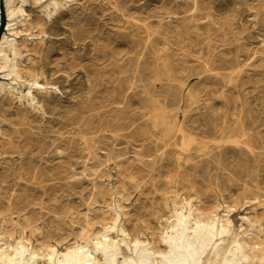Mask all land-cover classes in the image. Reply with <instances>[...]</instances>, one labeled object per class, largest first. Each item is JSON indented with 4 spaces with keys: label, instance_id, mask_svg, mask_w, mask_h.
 Returning <instances> with one entry per match:
<instances>
[{
    "label": "rangeland",
    "instance_id": "rangeland-1",
    "mask_svg": "<svg viewBox=\"0 0 264 264\" xmlns=\"http://www.w3.org/2000/svg\"><path fill=\"white\" fill-rule=\"evenodd\" d=\"M22 1L26 4L21 5L20 0H0V86L11 84L18 96L23 98L21 86L27 83L28 70L39 74L43 72L45 79L51 84V96L47 99L40 97L45 104L46 118L41 122L39 119L33 120L34 127L40 130H34V135L29 137L30 141L26 144L13 133L15 123L19 122V117L16 116L19 104L4 103L0 88V130L7 137H14L15 141L13 148L7 144L0 145V192L3 197L9 198L13 195L12 198L19 203L23 199L24 202L32 204L37 213L43 207V212H48L53 217L56 213H63L72 208L84 218L89 208L102 206L97 203L98 192L102 183H107L110 177L116 182L114 187L125 190V194L122 192L116 196V203L112 205V214L117 220L114 235L123 240L124 250L115 245L105 249L109 264H154L151 255L141 248L133 249L129 240L121 234L120 228L126 218L131 220L127 224L131 234L135 224L142 227L150 224L154 227V221L150 217L141 219L146 222L145 225L141 220L138 222V208L150 204L155 195L162 199L161 194L170 191V186L165 182L169 169L161 167L160 161L152 164L156 158L144 157L139 148V135L142 131L153 130L152 121L156 112L164 105L168 106L167 112L174 110L171 101L174 96L179 98L183 95L180 81H169L161 71V55L168 54L176 67H180L183 60L187 62V67H196L201 57H205L208 45L222 52L224 45L233 43L234 48L238 41V44L244 45L245 50L260 52L264 36V18L261 15L256 16V13L257 10L264 9L263 3L256 0H197L195 6L194 0H47L43 3L36 0ZM55 1L68 3L69 7L51 15ZM20 6L24 8L25 17L29 20L23 18L26 21H18V24L10 27V24L18 20L16 11ZM50 15L51 18L48 19L47 16ZM138 23L148 25L151 37L140 35L134 28V24ZM224 29L226 34L222 33ZM41 31L45 33V38ZM15 42L23 53L19 57L9 52L6 47ZM142 49L145 51V58L140 67L138 59ZM106 53L114 63L111 71H103ZM257 57H264V54L258 53ZM124 65L129 68L134 89L128 94L125 105L111 107L120 108V113L107 114L103 118L115 124H118V116L123 118L127 115L132 120L141 119L136 123L137 133L132 138H119L116 142L106 141L113 146L116 153L127 150V163L123 171L119 173L118 169H113L111 162L109 170L77 169L76 177L71 176L69 179L50 183L56 187L47 192V195L35 186L32 190L26 189L25 183L19 182L13 176L18 166L21 163L28 165L30 158L39 157V146L50 142L45 137L56 136L54 132L58 128V122H63L93 100L95 104L100 105L111 99L116 85L123 77L121 66ZM138 70L140 74L137 73ZM263 70L264 62L260 60L252 67H246L241 75L240 88L228 94L232 103L237 101V104L231 103L232 113L235 112L237 117L243 111L246 120L256 122L254 138L259 141L256 142L255 156L242 161L238 155L229 152L221 159L214 157L205 171L201 170L194 175L197 184L192 198L202 199L207 207L213 206L217 201H223L224 198L226 203L222 207H238L239 209L230 213V217L235 230L240 231L247 230L250 225V221H242L247 207L243 203L249 201L245 199H251L260 193V203L263 204L260 209H264ZM178 72L176 71L175 75L179 74ZM192 81L193 95L199 101L195 106L202 109L192 115L200 116V119L204 120L209 118L212 112L221 114L225 107L220 94L214 92L212 83L195 85L194 78ZM168 90H173L174 96H167ZM207 104L210 106L205 109L204 105ZM157 136L161 137L160 134ZM16 142L21 146L22 155L14 153L18 146ZM215 143L217 142L209 143L211 150L216 149ZM100 154L101 159L105 161L106 153L102 151ZM57 162L58 160H55L49 166H54ZM143 162L148 164H142ZM59 172L61 171L55 169L48 174ZM18 182L21 185L19 187L15 186ZM159 188L161 190L157 193ZM177 189L181 187L178 186ZM158 203L161 205L162 200H158ZM120 205L129 212L127 217L124 216ZM251 205H254V202ZM261 212L258 226L264 225ZM90 218L95 223L99 222V219L94 218V214H90ZM49 223L52 229L56 225ZM81 223L83 224V219ZM237 238L239 236H236V233L230 236L217 234L214 244L207 246L202 235L190 241L185 233L179 242L161 244L160 256L164 264H241L239 259L228 260ZM147 239L150 241L151 237ZM167 246L172 248V253L166 252ZM200 246L203 247L204 253L198 256ZM15 250L19 261L14 264H33L28 261V256L21 248L17 247ZM176 253L181 256L180 260L176 258Z\"/></svg>",
    "mask_w": 264,
    "mask_h": 264
},
{
    "label": "bare ground",
    "instance_id": "bare-ground-1",
    "mask_svg": "<svg viewBox=\"0 0 264 264\" xmlns=\"http://www.w3.org/2000/svg\"><path fill=\"white\" fill-rule=\"evenodd\" d=\"M20 1L21 5L26 4L22 0ZM36 1L43 3L47 0ZM256 1H260L264 5V0ZM194 3L196 4L197 0H194ZM68 5V3L55 1L52 5L51 15L57 14L60 9L69 7ZM23 9L22 6L18 8L16 11L18 20L14 24H10V27L18 24V21H26L23 19H27ZM257 11L256 16L261 15L264 18V9ZM51 15L47 16L48 19L51 18ZM134 28L141 36L146 34V37H151L147 24H134ZM222 33L226 34V30L224 29ZM41 34L45 38L43 31ZM227 35L225 39H227ZM233 45V43L224 45L222 52L217 51L216 47L208 45L205 57H201L196 67H187L185 60L181 61L180 67H176L168 54L161 55L163 60L161 71L166 74L169 81H180L183 95L177 98L173 95V90H168L167 96H174L171 102L173 103L172 107L175 108L167 112L168 106H161V109L153 117V130L140 133L139 148L144 153V157L156 158L152 164H157L160 161L161 167L169 169L165 182L170 186L168 188L170 191L161 194L162 199L155 195L150 200V204L138 208V222L150 217L154 221V227L149 224L143 228L135 224L132 227L133 234H131L127 226L131 220L126 218L120 228L121 234L129 240L133 249L141 248L142 251L151 255L154 264H164V260L160 256L162 252L160 245H166L173 241L179 242L185 233L190 241L202 235L207 246L214 244L217 234L230 236L236 233L239 238L235 241L228 260L239 259L241 264H264V225H257L260 223L259 213L261 211V216L264 217V209H260L263 206L260 203L262 197L260 193L255 194L251 199H245L249 201L243 203L247 207L242 221H250V225L245 231L235 230L230 213L239 208L222 207L226 203L224 198L223 201H217L211 207L205 206L204 201L200 198H192L193 193L196 192L197 184L194 175L201 170L205 171L214 157L221 159L232 152L245 161L255 156V150H257L256 142L259 140L254 138L256 122L246 120L243 111L236 117V113H232V102L228 98V94L240 88L241 75L244 74L246 67H252L259 60L264 62V57H257L258 53L264 54V36L260 52L247 51L243 44H238V41L234 48H232ZM6 47L16 57L23 54L16 42ZM109 57L107 53L104 54L106 65L104 64L103 71L112 70L114 63ZM4 58L6 60V57ZM144 58L145 51L142 49L139 52L138 66L141 67ZM121 70L123 77L116 85L114 96L111 99L100 105L95 104L93 100L85 104L82 109L76 110L74 115L63 122H58V128L54 132L56 136L45 137L50 142H44L39 146V157L37 159L30 158L28 165L21 163L18 166L19 168L13 176L19 182H24L26 189L32 190L35 186L43 190L44 195H47V192L56 187L50 183L57 180L63 181L71 176L76 177L77 169L103 168L109 170L111 162L113 169H118L119 173L123 171L127 163L125 159L127 150L116 153L113 146L106 141L116 142L119 138H132L137 133L136 123L141 119L132 120L127 115L123 118L118 116V124L103 119L107 114L120 113L122 111L120 108L112 109V106L125 105L129 98L128 94L134 89L128 66H121ZM176 71H179V74L175 75ZM262 72L264 73V70ZM137 73L140 74L139 70ZM27 75L26 85L21 86L23 98L18 96L11 84L0 86L4 103L12 105L16 102L19 104L16 111L19 122L15 123L16 128L13 133L16 138L24 140L26 144L30 141L29 137L34 135L33 131L39 129L34 127V121L39 119L41 122L46 118L45 104L40 97L47 99L48 96H51V84L45 79L43 72L39 74L28 70ZM179 75L181 78H177ZM192 78L195 79V85L212 83L214 92L220 94L225 107L221 114L216 115L215 112H212V117L204 120L200 119V116L192 115L194 112L202 110L200 106H195L199 104V101L193 95ZM232 104H237V101ZM209 106L208 104L204 105V108L208 109ZM236 107L237 105L234 108L235 111ZM116 132L124 134L118 135ZM157 134H160L161 137L159 138ZM0 139H2L0 145L7 144L10 148L14 147V137H7L1 133V130ZM211 141L217 142L215 143L216 149H210ZM15 144L18 146L14 153L22 155L21 146L18 142ZM68 151L71 152L66 154ZM102 151L106 153L105 161L101 159L100 152ZM55 160H58V164L49 166ZM142 164L148 163L143 162ZM51 169L61 172L48 174L52 171ZM114 181L109 177L107 183H102L103 187L101 186L98 192L99 202L96 201L102 206L94 209L89 208L88 214L84 218L72 208H68L63 213H56L53 217L48 212L44 213L45 208L43 207L37 213L32 204L24 202L23 199L19 203V201H15L14 197L12 198L13 195L9 198L3 197L0 192L1 264L18 263L19 256L15 250L17 247L23 250L28 256V261L33 264H109L104 253L105 249L113 245L120 250L123 249V240L114 235L117 220L112 214V205L116 203V196L121 195L122 192L125 194V190L121 191L115 188L116 182ZM132 181L135 180L132 179ZM19 182L15 186H21ZM178 186L181 189H177ZM160 190L159 188L157 193ZM180 192L183 194H179ZM158 200H162L161 205ZM253 202L254 205H251ZM120 206L123 208L122 205ZM124 209V216L127 217L129 212ZM221 209L223 210L221 211ZM90 214L91 216L94 214V218L99 219V222L95 223L90 218ZM82 219L83 224L81 223ZM141 221L143 225L146 224L145 221ZM49 222L56 224L53 229ZM97 225H99L98 229ZM149 236L151 237L150 241L147 239ZM59 248L61 249L57 250ZM166 249L168 254L172 253L171 247L167 246ZM203 253V247L200 246L198 254L201 256ZM124 256L128 257L126 253ZM176 258L180 260L181 256L176 253Z\"/></svg>",
    "mask_w": 264,
    "mask_h": 264
},
{
    "label": "crops",
    "instance_id": "crops-1",
    "mask_svg": "<svg viewBox=\"0 0 264 264\" xmlns=\"http://www.w3.org/2000/svg\"><path fill=\"white\" fill-rule=\"evenodd\" d=\"M198 256H200V255L198 254Z\"/></svg>",
    "mask_w": 264,
    "mask_h": 264
}]
</instances>
